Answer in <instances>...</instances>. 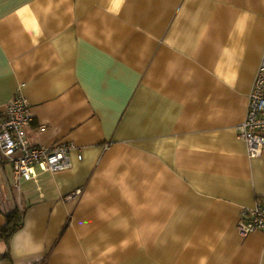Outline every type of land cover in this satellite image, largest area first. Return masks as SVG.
<instances>
[{
	"label": "crops",
	"instance_id": "crops-1",
	"mask_svg": "<svg viewBox=\"0 0 264 264\" xmlns=\"http://www.w3.org/2000/svg\"><path fill=\"white\" fill-rule=\"evenodd\" d=\"M263 56L264 0H0V108L22 91L31 143L75 145L18 183L0 154V264H264L237 129Z\"/></svg>",
	"mask_w": 264,
	"mask_h": 264
},
{
	"label": "built area",
	"instance_id": "built-area-1",
	"mask_svg": "<svg viewBox=\"0 0 264 264\" xmlns=\"http://www.w3.org/2000/svg\"><path fill=\"white\" fill-rule=\"evenodd\" d=\"M32 120L31 103L22 91L5 108H0V154L12 165L16 183L22 178L31 180L36 166L58 172L73 165L70 154L74 144L39 148L31 143L26 130ZM45 129L43 126L42 130ZM237 129L239 138L248 145L249 156L260 155L264 149V56L249 97L247 116ZM238 229L243 235L257 230L264 232V200L257 199L254 206L242 209Z\"/></svg>",
	"mask_w": 264,
	"mask_h": 264
},
{
	"label": "trees",
	"instance_id": "trees-1",
	"mask_svg": "<svg viewBox=\"0 0 264 264\" xmlns=\"http://www.w3.org/2000/svg\"><path fill=\"white\" fill-rule=\"evenodd\" d=\"M23 223V215L19 210L12 211L8 214L7 224L0 231V238L10 241L12 235L19 229Z\"/></svg>",
	"mask_w": 264,
	"mask_h": 264
}]
</instances>
